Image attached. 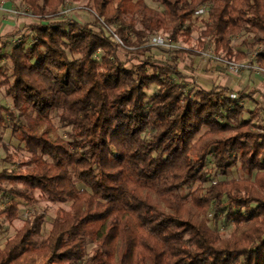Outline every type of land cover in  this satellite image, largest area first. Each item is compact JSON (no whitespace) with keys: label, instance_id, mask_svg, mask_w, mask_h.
Returning a JSON list of instances; mask_svg holds the SVG:
<instances>
[{"label":"trees","instance_id":"1","mask_svg":"<svg viewBox=\"0 0 264 264\" xmlns=\"http://www.w3.org/2000/svg\"><path fill=\"white\" fill-rule=\"evenodd\" d=\"M12 1L36 18L29 33L0 36V90L11 102H0V143L10 129L28 154L15 168L4 158L0 231L20 217V201L66 207L46 232L47 214L31 209L0 245V264H264L263 109L196 88L177 66L192 50L245 60L235 39L264 45V0H86V21L61 19L66 0ZM155 36L179 48L153 46ZM120 50L143 60L124 62ZM256 65L264 70V50ZM234 168L244 177L212 181ZM188 204L212 218L198 222ZM220 223L242 232L224 239Z\"/></svg>","mask_w":264,"mask_h":264},{"label":"rangeland","instance_id":"2","mask_svg":"<svg viewBox=\"0 0 264 264\" xmlns=\"http://www.w3.org/2000/svg\"><path fill=\"white\" fill-rule=\"evenodd\" d=\"M91 7L94 8L93 4H91ZM15 8H18V7H15ZM87 8L88 7H87V1L86 0L81 1V2H74L73 0H66L62 9L64 11H67V12L63 13L64 17H62L61 19H66V18L67 19L68 18L79 19L80 18L83 21H86L88 19L92 20V15L89 12H87V11H89ZM68 10H70V12H68ZM23 17H26V16H23ZM18 18H11V19L15 20ZM28 18H31V17H28ZM86 18H88V19H86ZM5 19H10V18L5 17ZM31 19H33V18H31ZM194 36L198 37V34L194 33ZM159 37H161V36H159ZM162 38H163V40L166 39L165 37H162ZM252 39H253L252 35H243V36H239L235 39L234 47L236 49L245 51L247 53L248 60H240V61H233V62L246 63V62H249L251 60V56L253 53L259 52V54H260L261 52H263L264 47L262 50V46H264V45L262 43H259L258 45L257 44L252 45L251 44ZM156 47H158V46H156ZM183 48H186V47H183ZM210 51L211 50H205V51L192 50L190 53L192 55H195L194 57L193 56L191 57L194 61V65H193L192 69L191 68H185L186 71L188 73H192L196 76L199 74L200 77H203V75L201 74L200 68L201 69L203 68V66H202V64H204L203 61L206 62L207 60H204L203 57L201 56V54L203 52H210ZM118 53H119V55H118L119 58L124 62L132 60L133 58H136V57L143 60V56L141 55L140 52H133L131 54H134V55H128V54L124 53L122 50H120ZM156 53L160 57L167 55V54H164V52L161 50H158V52H156ZM130 57H132V58H130ZM133 60H134V62H137L136 59H133ZM215 62H217V61H215ZM217 63H220V62H217ZM154 68H156V66L153 67L150 64L146 66V71H147L148 76L152 75V73L154 72ZM228 69H229V67H228ZM261 73L264 74V72H261ZM147 92H148L149 96L151 94H153L155 92V86H153V85L150 86L148 88ZM150 101H151V99L148 97L147 103H150ZM0 102L7 103L9 106L11 103L9 99L5 98L3 90H0ZM260 103L261 102H259V104ZM256 106H257L256 103H252L251 101H247L245 108L247 110L249 107H251V110H253L254 108H256ZM261 118L264 119V114H261ZM244 119L245 120L249 119L248 113H245ZM59 125H60L59 120L55 117L53 119V130L51 132L52 136L56 137L57 133L62 134V130L58 129ZM5 145L8 146L7 149H5V147H4ZM21 146L22 145H21L20 141L12 135L11 130L10 129L6 130L4 135H3V140L0 143V170L4 167H8V165L4 162V158L7 156L11 160L12 164L9 165L11 168L17 167L18 165H20V163L22 161H26L28 159L27 152H25L23 149H21ZM243 177H244V174L240 173V171L238 169L234 168V169L230 170L226 176L220 174L219 171L215 170V171H213V175H212L211 179H212V181H217V180H221V179L223 180V179H232V178L241 179ZM197 187H198V184H193V185L187 187L186 189H184L182 191L183 196L187 195L190 192L195 191L197 189ZM65 207L66 206L64 204L53 203L50 201H41V202L37 203L35 206H33V208L39 210V212L42 211V212H45L47 214V220H46V223L44 224L45 232L49 231V229L51 227V222H52L53 218L56 216L57 211L61 208H65ZM163 207H164V205H162V208ZM33 208H31V209H33ZM186 208L190 213V217H193L198 222H208V220L212 218V214H207V215L204 214L202 209H199L197 206H195L193 204H188ZM31 209L26 206L24 201H20V211H21L20 217L15 219L12 222L5 219L4 229H2L0 231V245H3L7 237L13 236L16 233V231L19 230L24 225V219L26 218L27 214L31 211ZM220 230H221V235L224 239H231L233 237V235H235V234L240 235V233L242 232V227H241V225H238L236 223H234V224L233 223H230V224L220 223Z\"/></svg>","mask_w":264,"mask_h":264},{"label":"crops","instance_id":"3","mask_svg":"<svg viewBox=\"0 0 264 264\" xmlns=\"http://www.w3.org/2000/svg\"><path fill=\"white\" fill-rule=\"evenodd\" d=\"M19 5V3L13 2L12 0H5V6L8 8H13ZM34 22L33 19L23 16H20L15 20L11 18L5 19L4 13L0 12V36L4 38L7 35L16 32L27 34L30 32V25ZM9 48L10 44L5 45L4 51H8ZM178 56L177 66L181 71L184 80L190 85L204 90L220 87L231 90V92L234 93H241L243 96H246L242 101L244 106H246L247 101H251L252 103H256L257 106H261L263 109L261 114H264V74L258 73L255 70H244L235 73L231 72L228 67L222 63L203 61V68H200L203 77H200L199 74L196 76L192 73H188L185 69L193 68L194 61L191 57H194L195 55L181 52L178 53ZM245 60H248V56ZM259 102H261V105ZM247 110L250 111L251 107ZM258 120L262 121V124L264 125V119L261 118V115Z\"/></svg>","mask_w":264,"mask_h":264},{"label":"built area","instance_id":"4","mask_svg":"<svg viewBox=\"0 0 264 264\" xmlns=\"http://www.w3.org/2000/svg\"><path fill=\"white\" fill-rule=\"evenodd\" d=\"M0 11L4 13L6 18H18L20 16H26V17H31V18H36L30 11V9L28 7H21V8H8L5 6V0H0ZM67 11H63L62 13H66ZM68 12H70V10H68ZM205 12V7H200L197 11V14H202ZM115 39L117 40V43H119L120 45H122V41L116 36L114 35ZM22 40L21 39H17L14 38L13 42L14 43H20ZM151 45L153 46H160L162 48H166L168 50L171 49H175V48H179L177 45H174L172 43H170L169 40H166L162 37L159 36H155L152 38L151 40ZM262 46V50H263ZM258 55L259 52H255L252 54L251 56V60L249 62L246 63H237V62H233V61H228L222 57H220L219 55H216L213 51L211 52H203L201 54V56L203 57L204 60L207 61H217L220 62L226 66L229 67V70L231 72H240V71H244V70H255L258 73L264 72L261 68H259L256 65V61L258 59Z\"/></svg>","mask_w":264,"mask_h":264}]
</instances>
